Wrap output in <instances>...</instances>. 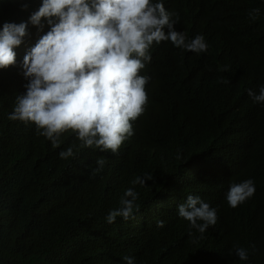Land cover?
Returning <instances> with one entry per match:
<instances>
[{
  "label": "trees",
  "instance_id": "16d2710c",
  "mask_svg": "<svg viewBox=\"0 0 264 264\" xmlns=\"http://www.w3.org/2000/svg\"><path fill=\"white\" fill-rule=\"evenodd\" d=\"M251 5L260 14L245 28L240 19ZM22 6L20 0H13L10 15ZM207 10L210 27L205 25L212 30L227 15L235 21L205 40L208 49L221 44V56L229 62L239 59L240 94L232 91L235 75L201 70L191 79H181L196 87L195 93L191 98L174 95L154 106L150 124L157 148L152 153H133L134 165L121 166L98 154L81 163L62 159L59 153L75 139L72 132L61 134L68 145L53 148L36 129L9 120L16 93H24L26 83L1 69L0 264H127L125 256L133 257L134 264H264V140L260 136L264 114L245 95L247 69L241 63L253 46L255 60L262 63L256 65L252 59L255 76L264 65V49L259 50L260 45L264 48V0H237L226 7L206 0L205 14ZM183 19L181 15L177 27H183ZM201 24L199 19L180 31L188 36ZM180 51L171 42L155 47L149 69L152 80L164 77ZM131 141L146 146L141 134ZM100 158L106 163L94 172ZM147 175L153 179L133 183ZM107 177V191L98 192ZM246 178L254 180V196L230 207L226 200L230 185ZM128 188L138 193L139 210L128 221L117 217L108 223L107 215L122 206ZM188 194L208 199L217 211V223L203 234L177 214ZM159 220L163 227H157ZM234 245L248 250L247 260L234 254Z\"/></svg>",
  "mask_w": 264,
  "mask_h": 264
},
{
  "label": "clouds",
  "instance_id": "9594fccd",
  "mask_svg": "<svg viewBox=\"0 0 264 264\" xmlns=\"http://www.w3.org/2000/svg\"><path fill=\"white\" fill-rule=\"evenodd\" d=\"M12 1L0 2V71L7 68L19 76L26 83V91L16 93L8 119L36 129L53 148L68 145L61 134L71 131L75 139L71 147L59 153L62 159L70 157L69 161L81 163L98 154L121 166L134 165L133 153L156 149L157 135L150 124L154 106L174 95L191 98L196 87L180 81L191 79L201 70L235 75L232 91L240 94L243 70L238 67L239 59L229 62L221 56V44L208 49L205 40L213 31L226 29L235 21L227 15L214 30L208 28L206 0H20V11L10 15ZM217 1L226 7L237 0ZM250 8L240 19L245 28L260 14L259 8ZM181 15L182 28L199 19L202 24L187 36L176 26ZM161 42H171L181 51L173 67L154 81L149 69L154 64V49ZM252 49L241 57L247 69L244 92L250 104L264 114V80L260 78L264 77V65L255 76L252 59L256 65L262 63L255 60ZM263 49L260 45L259 50ZM135 134L143 136L146 146L131 141ZM260 136L264 140V124ZM105 163L103 158L98 159L99 167L94 172ZM116 172L127 177L124 171ZM151 179L147 175L133 183L144 184ZM109 180L105 178L97 191L105 193ZM237 182L226 193L232 208L245 203L256 191L253 179ZM80 196L81 192L77 200ZM137 198L133 188L126 189L120 200L122 206L111 210L106 221L111 224L117 217L124 221L134 218V211L139 210ZM207 201L188 194L177 207L178 216L201 234L218 220L216 209ZM163 226V220L157 221V227ZM233 248L240 260L248 259L247 249ZM123 259L134 264L133 257Z\"/></svg>",
  "mask_w": 264,
  "mask_h": 264
},
{
  "label": "bare ground",
  "instance_id": "6f19581e",
  "mask_svg": "<svg viewBox=\"0 0 264 264\" xmlns=\"http://www.w3.org/2000/svg\"><path fill=\"white\" fill-rule=\"evenodd\" d=\"M220 35V34H219ZM224 37V36H223ZM224 38H226V37H224ZM223 39V38H222ZM225 41V40H224ZM152 49V48H151ZM157 148V147H156Z\"/></svg>",
  "mask_w": 264,
  "mask_h": 264
}]
</instances>
